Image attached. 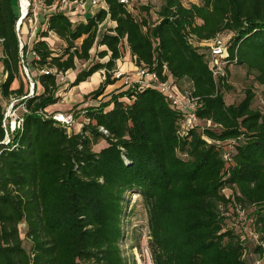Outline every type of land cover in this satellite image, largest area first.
I'll return each instance as SVG.
<instances>
[{
  "label": "trees",
  "instance_id": "16d2710c",
  "mask_svg": "<svg viewBox=\"0 0 264 264\" xmlns=\"http://www.w3.org/2000/svg\"><path fill=\"white\" fill-rule=\"evenodd\" d=\"M160 1L153 22L121 0H102L86 24L53 12L47 29L22 49L19 1L0 0V264H137L121 250L133 195L147 210L153 264H264V108L254 106V85L264 87V0ZM107 19L116 26L103 35L97 57L109 60L80 72L72 87L105 70L104 83L87 97L97 100L117 82L110 72L129 48L137 67L198 99L189 134L181 135L185 114L151 88L88 108L80 133L44 117L61 100L60 76L91 60ZM50 32L65 44L59 53ZM223 34L230 35L226 76L216 79L210 49L200 44ZM233 67L253 84L229 104ZM24 97L23 126L4 144L6 105ZM232 222L250 227L261 245L249 249L246 232L227 227ZM252 250L259 258L249 262Z\"/></svg>",
  "mask_w": 264,
  "mask_h": 264
},
{
  "label": "built area",
  "instance_id": "2783aa9c",
  "mask_svg": "<svg viewBox=\"0 0 264 264\" xmlns=\"http://www.w3.org/2000/svg\"><path fill=\"white\" fill-rule=\"evenodd\" d=\"M20 6V18L17 24V31L19 33L20 45L23 49L24 44L21 41L20 32L22 27L27 24L30 27V37H36L39 33V18L42 9L47 7V0H18ZM69 0H57L52 6L57 7L59 10H64ZM102 0H92L93 6H97ZM122 4L129 5V0H121ZM226 34L218 35L211 41L201 43V46H206L210 49V67L213 76L218 79L219 77L226 76V59L228 58V42ZM23 63V69L30 81V95H34L35 84L31 78L30 71ZM46 73L45 71H43ZM112 79L121 82L122 90H145L154 89L163 94L172 108L182 111L186 116V121L182 127L181 135L185 136L194 128L198 123L196 116L198 108V99L194 98L190 92H179L177 87L173 84L172 79L163 81L156 72H151L147 68L137 67L132 73L123 72L116 69L112 72ZM61 75L60 78H63ZM27 97L17 99L12 98L6 105L4 128L6 130V139L4 144L11 142V135L16 130L22 128L24 123V114H27V108L22 101ZM46 119H53L57 124L66 128L71 132L75 119L73 114H44ZM101 132L107 134L103 128ZM1 155V152H0Z\"/></svg>",
  "mask_w": 264,
  "mask_h": 264
},
{
  "label": "rangeland",
  "instance_id": "374dc122",
  "mask_svg": "<svg viewBox=\"0 0 264 264\" xmlns=\"http://www.w3.org/2000/svg\"><path fill=\"white\" fill-rule=\"evenodd\" d=\"M74 1L75 0H73L72 3H74ZM181 1L186 7H189L192 4H199V0H181ZM129 2L134 12L139 16L151 18L152 22L157 20L158 18L157 14L161 7L160 0H130ZM86 3L88 4V7H93L94 11H99L101 8L100 5L92 6L91 0H87ZM144 7H149L150 12L147 13L146 11H144L143 9ZM17 10L19 14V5ZM72 19L75 20L74 16H72ZM226 37L228 40H230V35H227ZM201 47L207 48L206 46H201ZM127 59L128 60L130 59L129 56ZM230 71L231 74L229 78V82H230L229 86H231V89L230 91L227 92V96H226V101L229 104L238 103L239 101H241L244 97V90L246 88H249L253 84V78L250 75H248L246 71L241 67H236V68L233 67L230 69ZM78 74L77 73L75 74L76 77L78 76ZM99 79H100L99 77L98 78L95 77L92 80L84 83L81 89L78 91L79 92L78 98L81 97L80 94L85 95L89 92L97 91L102 84L99 81ZM60 80L63 81L62 78ZM68 84L69 82H66V84L64 85L65 89H67L66 87H68ZM254 88L257 94V98L254 103V106L255 108H264V87L255 84ZM123 91L124 90H122L121 87L117 88L116 90L111 88L109 89V95L112 96L113 94H118ZM71 100L72 99H70L69 102ZM102 102H105L104 99ZM100 142H102V144L105 145V142H103V140H101ZM235 212L236 214H238L240 219L245 220L246 214L243 213L242 210L237 209L235 210ZM229 216H231L230 218H232L233 216L232 213H229ZM249 221L250 220H248V222ZM232 224L233 225L229 223L227 227L229 228V226L230 227L233 226L235 229H237V232L241 235L242 232H246L245 236H247L248 240H250V243L248 240H246V242H248V245L250 246L249 249L253 248V246H257L259 244L261 245V242L255 241L257 239L254 238L253 235H251L253 232L252 229H250V227H245V226L243 227L242 223L232 222ZM123 230H124V238L121 242V250L123 256L127 258L130 263H132V260L134 259L137 262V264H153L151 253L148 248V242L150 239L149 229H148V214L145 206L138 200V196L136 195H133L131 197V201L128 204L126 211L124 213ZM29 245H30L29 242H26V246L28 247ZM253 251L254 250H252V252L249 254V262H253L255 259L257 260L259 258V254L253 253Z\"/></svg>",
  "mask_w": 264,
  "mask_h": 264
},
{
  "label": "crops",
  "instance_id": "0c3cea01",
  "mask_svg": "<svg viewBox=\"0 0 264 264\" xmlns=\"http://www.w3.org/2000/svg\"><path fill=\"white\" fill-rule=\"evenodd\" d=\"M73 0H69L67 6L64 8V10H59L57 7L53 6H47L40 12V18H39V33L43 32L47 29V22L50 17V15L53 12H64L68 16H70L71 20L74 23H84L86 24L87 21L94 17L98 11H94L93 7H88V4L86 3L87 0H75L74 3H72ZM92 1V0H91ZM57 2V0H55ZM54 2V3H55ZM93 6V4H92ZM102 4H100V7ZM20 10V6H19ZM69 13V14H68ZM72 16H74L75 20L72 19ZM116 26L115 23L111 22L109 19H107L100 27H99V35L97 42L91 51V60L89 62H81L78 64V67L76 70H71L67 72L63 76V81L60 80L61 84V90H60V96L61 100L59 103L54 105L53 107H49L46 109V112L48 114H55V113H62V114H73L75 119V124L71 130L73 133H80L83 129L84 124L87 122L86 118V110L91 107H97L104 99V101H109L111 96L109 95V89H117L121 87V82L117 81L115 84L110 85L107 87L104 95L99 97L97 100H93L92 98L87 97L93 93L89 92L85 95H81L80 98H78V91L81 89L84 83L92 80L95 77H99V81L103 84L105 80V70H100L97 73H95L92 77L87 79L85 82L80 83L78 86L72 87V84L76 80V73H80L84 70H88L93 64L96 63H106L109 60V57H106L104 59H99L97 57L98 51L105 50L104 47L100 46V41L103 37V35L108 32L109 30L114 29ZM21 41L23 44L29 45L33 42L35 37H30V27L25 24L21 29ZM47 41L49 42L51 48L56 53L61 52V50L65 47L64 42H62L54 33H49V36L47 38ZM82 40L78 42V45H80ZM1 43V41H0ZM129 56V60L127 59ZM0 57H1V44H0ZM32 57L29 58L31 60ZM137 66L135 63V58L131 55L129 48L124 49L123 57L117 62V68L120 69L123 72L126 73H132L136 70ZM61 79V78H60ZM66 82H69L67 89H65L64 85ZM101 84V85H102ZM15 88H18L19 84L18 82L15 83ZM112 91V90H111ZM105 97V98H104ZM72 99L70 102L69 100ZM78 111V112H77ZM104 145L102 142H100L98 145H96V149H101Z\"/></svg>",
  "mask_w": 264,
  "mask_h": 264
}]
</instances>
